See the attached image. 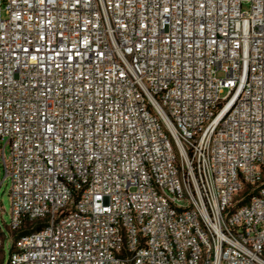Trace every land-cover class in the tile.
I'll list each match as a JSON object with an SVG mask.
<instances>
[{
  "label": "built area",
  "instance_id": "obj_1",
  "mask_svg": "<svg viewBox=\"0 0 264 264\" xmlns=\"http://www.w3.org/2000/svg\"><path fill=\"white\" fill-rule=\"evenodd\" d=\"M0 159L9 264H264V0H0Z\"/></svg>",
  "mask_w": 264,
  "mask_h": 264
},
{
  "label": "rangeland",
  "instance_id": "obj_2",
  "mask_svg": "<svg viewBox=\"0 0 264 264\" xmlns=\"http://www.w3.org/2000/svg\"><path fill=\"white\" fill-rule=\"evenodd\" d=\"M250 2L243 3V10H250ZM5 141L3 142V145ZM6 156L10 154V147L6 146ZM4 169L0 159V179H4ZM11 181L6 178L0 188V264H8L11 254L14 250V242L19 232L10 227L11 223V197H10Z\"/></svg>",
  "mask_w": 264,
  "mask_h": 264
},
{
  "label": "trees",
  "instance_id": "obj_3",
  "mask_svg": "<svg viewBox=\"0 0 264 264\" xmlns=\"http://www.w3.org/2000/svg\"><path fill=\"white\" fill-rule=\"evenodd\" d=\"M31 229L30 228H27V229H25V230H23V231H21V232H19V234H18V237L21 235V234H23V233H27V232H29ZM18 237H17V239H18ZM16 239V240H17ZM16 242V241H15ZM15 242H14V248H15ZM14 251V250H13ZM9 264V263H8Z\"/></svg>",
  "mask_w": 264,
  "mask_h": 264
}]
</instances>
